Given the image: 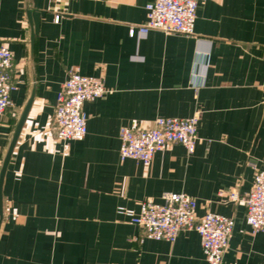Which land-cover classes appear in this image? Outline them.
I'll return each instance as SVG.
<instances>
[{"label": "crops", "instance_id": "1", "mask_svg": "<svg viewBox=\"0 0 264 264\" xmlns=\"http://www.w3.org/2000/svg\"><path fill=\"white\" fill-rule=\"evenodd\" d=\"M149 1L0 0L16 85L0 115V172L32 99L4 177L0 264H208L195 229L140 242L141 228L117 211L166 192L196 198L197 221L234 218L222 264H264V230L253 233L229 198H244L264 168V0H205L194 34L130 36ZM73 68L109 91L84 103L88 132L67 142L53 118ZM194 114L192 153L171 143L149 165L120 159L123 126Z\"/></svg>", "mask_w": 264, "mask_h": 264}, {"label": "built area", "instance_id": "2", "mask_svg": "<svg viewBox=\"0 0 264 264\" xmlns=\"http://www.w3.org/2000/svg\"><path fill=\"white\" fill-rule=\"evenodd\" d=\"M205 0H150L146 4V20L130 28L132 37H144L153 29L166 33L194 34L197 12ZM60 15H56L58 22ZM13 51L0 42V115L13 105L11 94L16 89L12 70ZM204 74H201L203 77ZM107 89L100 76L82 74L71 69L57 96L53 129L62 141L83 140L88 132L84 103L102 97ZM200 115L186 118L157 117L147 128L123 126L120 131V159H135L149 165L154 155L171 143H179L192 153L198 142ZM256 168V166L254 165ZM254 184L244 198L237 191L229 198L246 207V222L253 233L264 230V168H256ZM226 192L221 190L220 196ZM197 200L184 192H166L160 201L148 198L139 203V210L119 206V214L138 225L145 239L174 242L185 229H195L201 237L208 264H222L229 246L235 220L233 217L209 211L197 221Z\"/></svg>", "mask_w": 264, "mask_h": 264}, {"label": "water", "instance_id": "3", "mask_svg": "<svg viewBox=\"0 0 264 264\" xmlns=\"http://www.w3.org/2000/svg\"><path fill=\"white\" fill-rule=\"evenodd\" d=\"M31 103H32V99L29 101L28 105L26 106L20 120H19V123L17 124V127H16V131H15V134H14V138H13V141L10 145V148H9V151H8V154L4 160V163H3V166H2V170L0 172V225H1V222H2V219H3V215H4V205H3V198H2V190H3V183H4V177H5V173H6V169H7V166H8V163H9V160L11 158V155H12V152H13V149L18 141V137H19V134H20V131L22 129V126L24 124V121L27 117V114H28V111L31 107Z\"/></svg>", "mask_w": 264, "mask_h": 264}]
</instances>
